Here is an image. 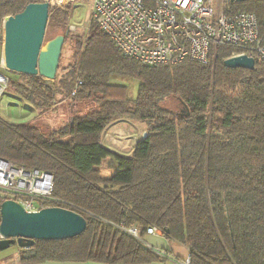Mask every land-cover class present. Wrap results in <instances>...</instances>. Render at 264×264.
<instances>
[{"label":"trees","instance_id":"trees-1","mask_svg":"<svg viewBox=\"0 0 264 264\" xmlns=\"http://www.w3.org/2000/svg\"><path fill=\"white\" fill-rule=\"evenodd\" d=\"M23 6L0 0V31L3 18ZM54 9L51 18L64 24L68 12ZM225 11L255 13L264 33V0H228ZM79 38L70 62L62 66L59 59L61 75L53 81L10 79L20 98L42 109L58 94L68 98L70 113L80 102L93 104L48 133L0 118V157L52 173L54 195L69 202L61 206L86 219L78 236L23 248L20 263L160 258L115 227L122 224L141 236L156 226L188 248L190 264H264V61L252 70L225 67L235 49L220 46L206 65L144 66L122 56L95 23ZM117 75L139 80L135 99L110 83ZM166 98L180 112L161 107ZM125 118L149 127L129 156L101 142L107 124ZM102 168L112 172L104 176Z\"/></svg>","mask_w":264,"mask_h":264},{"label":"built area","instance_id":"built-area-1","mask_svg":"<svg viewBox=\"0 0 264 264\" xmlns=\"http://www.w3.org/2000/svg\"><path fill=\"white\" fill-rule=\"evenodd\" d=\"M47 2L49 8H63L84 2L91 4V20L126 58L144 66L176 65L184 61L209 64L220 46L235 49L228 57L244 54L255 64L264 61V33L260 32L255 13H228L212 0H23ZM23 6V7H24ZM81 84L75 83L71 96ZM8 86L0 70V99ZM54 177L49 171L26 168L0 157V203L12 199L26 211L48 206L68 205L54 195ZM111 224V223H110ZM114 225V224H112ZM145 244L137 227L115 225ZM145 233L161 235L156 226ZM151 248V247H149ZM161 257L170 255L151 248ZM185 264H190L189 257Z\"/></svg>","mask_w":264,"mask_h":264},{"label":"water","instance_id":"water-1","mask_svg":"<svg viewBox=\"0 0 264 264\" xmlns=\"http://www.w3.org/2000/svg\"><path fill=\"white\" fill-rule=\"evenodd\" d=\"M49 9L47 2H30L3 19L1 63L5 70L55 79L65 35L57 34L45 41ZM222 63L228 68L249 70L255 66L254 59L244 54L227 57ZM85 228L86 219L81 214L62 206L26 211L12 199L0 203V251L10 245L28 248L37 240L69 239Z\"/></svg>","mask_w":264,"mask_h":264},{"label":"rangeland","instance_id":"rangeland-1","mask_svg":"<svg viewBox=\"0 0 264 264\" xmlns=\"http://www.w3.org/2000/svg\"><path fill=\"white\" fill-rule=\"evenodd\" d=\"M212 3L218 8L223 10L227 9L228 0H212ZM59 10H66L68 12V19L64 24H56V20L51 18L54 8L49 9V17L45 32V41L53 38L57 34H66V37L62 47V53L60 57V64L62 66L67 65L76 46L77 39L79 37H84L88 33V27L91 20V4L90 2H84L74 5H67L63 8H58ZM6 17V16H5ZM4 17V18H5ZM3 18V19H4ZM3 23V21H2ZM73 37H72V36ZM0 70L8 78V86L0 99V118L8 123H28L31 126L39 128L41 131L48 133L50 130L56 129L65 125L71 115H82L88 113L92 108L93 104L90 101L80 102L75 106L74 112L70 113L68 108V98L65 100H60L61 94L56 96V101L49 106L47 109H42L37 107L32 103L22 99L15 91V87L11 85V80L19 83H24L25 80L19 73H14L7 71L2 67V42H3V25L0 31ZM61 75V72L56 73V77ZM11 79V80H10ZM53 81V80H50ZM110 83L116 84L122 90L123 95L127 99H135L138 92L139 80L135 77H128L123 75H117L112 77ZM161 107H165L175 112H180V108L177 105V101L174 98H166L160 102ZM114 129L115 132H114ZM121 129L122 133H118ZM149 127L145 122H138L136 120L130 119H115L112 120L104 128L101 136V142L108 147L111 151L118 153L122 156H129L131 154L132 148L136 142H138L143 135L148 132ZM109 138H113L115 144H112ZM121 139L126 140L125 145H119L115 140ZM118 145V146H117ZM112 171L107 168H102V173L104 176L110 175ZM8 249V250H7ZM23 248H13L10 245L6 248L7 252H10L9 257L0 256V264H5L8 260L17 259L20 257V252ZM12 264V263H10Z\"/></svg>","mask_w":264,"mask_h":264},{"label":"crops","instance_id":"crops-1","mask_svg":"<svg viewBox=\"0 0 264 264\" xmlns=\"http://www.w3.org/2000/svg\"><path fill=\"white\" fill-rule=\"evenodd\" d=\"M115 130L116 129H114V132ZM102 135L103 133H101V136ZM109 140L111 141L112 144H115L113 143L114 142L113 138L112 139L109 138ZM142 237H143V240L148 243L149 247L165 250L170 256L169 257L160 256V258L156 257L148 261L139 262V263H129V264H185V259L189 257V251L185 245L168 239L164 234L149 235L145 233ZM143 245L147 247L145 244ZM14 247L20 248L17 245H13V248ZM9 255H10V252H7L6 249L0 251V256L3 258L9 257ZM10 263L21 264L19 257L17 259L16 258L12 259L11 261L8 260V262L5 264H10ZM27 264H123V263H105V262H99V261H93V260H85V261H79V260L50 261L49 260V261H44L40 263H27Z\"/></svg>","mask_w":264,"mask_h":264},{"label":"bare ground","instance_id":"bare-ground-1","mask_svg":"<svg viewBox=\"0 0 264 264\" xmlns=\"http://www.w3.org/2000/svg\"><path fill=\"white\" fill-rule=\"evenodd\" d=\"M118 133H122V131H121V129H119L118 130ZM117 143H119V145L121 144V145H125V143H126V140H121V139H116L115 140Z\"/></svg>","mask_w":264,"mask_h":264}]
</instances>
